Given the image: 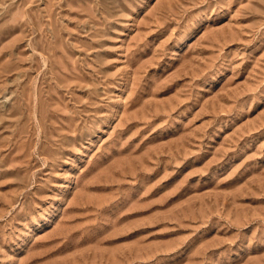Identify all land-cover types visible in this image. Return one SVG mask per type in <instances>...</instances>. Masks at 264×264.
Masks as SVG:
<instances>
[{
	"label": "rangeland",
	"instance_id": "rangeland-1",
	"mask_svg": "<svg viewBox=\"0 0 264 264\" xmlns=\"http://www.w3.org/2000/svg\"><path fill=\"white\" fill-rule=\"evenodd\" d=\"M0 264H264V0H0Z\"/></svg>",
	"mask_w": 264,
	"mask_h": 264
}]
</instances>
